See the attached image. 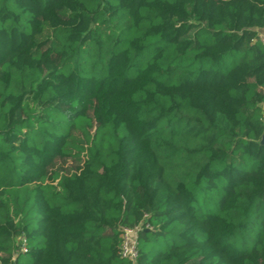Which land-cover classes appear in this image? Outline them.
<instances>
[{
    "label": "trees",
    "instance_id": "trees-1",
    "mask_svg": "<svg viewBox=\"0 0 264 264\" xmlns=\"http://www.w3.org/2000/svg\"><path fill=\"white\" fill-rule=\"evenodd\" d=\"M264 0H0V264H264Z\"/></svg>",
    "mask_w": 264,
    "mask_h": 264
},
{
    "label": "built area",
    "instance_id": "built-area-1",
    "mask_svg": "<svg viewBox=\"0 0 264 264\" xmlns=\"http://www.w3.org/2000/svg\"><path fill=\"white\" fill-rule=\"evenodd\" d=\"M262 43H264V36L259 37ZM140 230L139 227L134 229L122 228V243L120 256L129 261L131 264H136V259L138 257L137 251V234Z\"/></svg>",
    "mask_w": 264,
    "mask_h": 264
},
{
    "label": "water",
    "instance_id": "water-1",
    "mask_svg": "<svg viewBox=\"0 0 264 264\" xmlns=\"http://www.w3.org/2000/svg\"><path fill=\"white\" fill-rule=\"evenodd\" d=\"M260 143H261V144L264 143V134H263V136H262V140H261Z\"/></svg>",
    "mask_w": 264,
    "mask_h": 264
},
{
    "label": "rangeland",
    "instance_id": "rangeland-1",
    "mask_svg": "<svg viewBox=\"0 0 264 264\" xmlns=\"http://www.w3.org/2000/svg\"><path fill=\"white\" fill-rule=\"evenodd\" d=\"M263 113H264V107H263Z\"/></svg>",
    "mask_w": 264,
    "mask_h": 264
}]
</instances>
